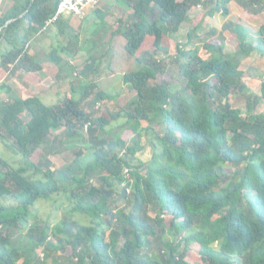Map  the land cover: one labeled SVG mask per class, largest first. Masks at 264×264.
<instances>
[{
  "label": "trees",
  "instance_id": "trees-1",
  "mask_svg": "<svg viewBox=\"0 0 264 264\" xmlns=\"http://www.w3.org/2000/svg\"><path fill=\"white\" fill-rule=\"evenodd\" d=\"M57 1L26 0L0 16V76L19 69L44 74L28 47ZM199 1L122 0L130 11L111 25V35L125 39L134 62L122 74L135 91L128 108L96 114L97 100L113 98L102 88L83 106L90 80H78L77 90L52 104L35 94L0 106V133L22 157L18 166L0 168V264H264V111L253 112L264 99V71L239 68L251 52L264 55V0H235L260 24L252 30L232 22L226 39L236 48L229 51L198 32L200 13L186 43L175 46L180 75L172 87L158 57L169 53L163 40ZM231 1L203 5L214 2L227 15ZM61 18L53 22L59 30H72ZM46 59L59 64L63 57L52 49ZM246 76L261 81V94L248 99L243 116L228 99ZM117 117L132 132L128 139L111 132ZM51 128L60 132L47 142ZM82 135L85 148L72 142ZM55 140L72 150L71 163L51 169L48 160L29 159L42 144L57 152ZM146 150L149 157L140 159ZM59 193L70 206L64 219L49 222L36 205ZM68 247V256L57 253Z\"/></svg>",
  "mask_w": 264,
  "mask_h": 264
},
{
  "label": "rangeland",
  "instance_id": "rangeland-1",
  "mask_svg": "<svg viewBox=\"0 0 264 264\" xmlns=\"http://www.w3.org/2000/svg\"><path fill=\"white\" fill-rule=\"evenodd\" d=\"M109 2L114 3L115 0H104V3L106 4ZM213 3L214 2L210 4L213 5ZM97 7L93 9H96ZM86 13L87 15L83 19H80V22L79 20H77V22H70L72 30H69L65 26L64 31L61 32L58 26L53 23L46 29H43V32H39L36 37L31 38L32 40L30 43H32L28 47V52L35 55L37 58L39 56L38 60L43 67L44 74L40 76L37 73L26 72L20 69L14 73L5 71L2 76H0V106L9 102L13 98H26L35 94L38 95L44 103L52 104L61 98L65 92H71L70 89L72 86L77 90L78 80H90L91 85L86 90L87 95L83 101V106L87 105L88 102H91L95 95L100 91V88H102L108 94L113 96V98H108L107 96L105 99L97 100L93 107L96 110V114H115L121 108H128V101L134 95L135 91L129 88L123 81L122 74L126 69L133 66L134 62L132 65L131 61L133 60L124 52L123 46L125 39L121 35H116L113 38L112 43H110L108 42L109 34H107L109 28L108 24H110L111 27V25L117 22L118 17L117 15L112 14L108 16L106 19H108L109 23L106 22L108 25V27H106V24L100 25L101 20L94 15V11L92 12L91 7L86 10ZM61 17V19H67L72 16L70 14H62ZM189 23H185L184 27H182V30L179 31L178 34H175V32L168 33L163 40V44L169 49V53L160 54L158 56L164 58L166 61V73L169 76L174 77L173 79H170L172 87H179L175 78L180 75L176 63L172 62L175 53V46L177 43H186L188 33L187 27L192 26ZM230 24L231 23L228 22V25ZM228 25H224L222 30ZM255 26L254 30L257 28L258 24L256 23ZM72 36L75 37L71 39ZM219 38L222 39L220 42L225 44V49L227 51L236 48V42L232 40L227 41L222 32L219 35ZM92 41H95L96 44L91 50H89L88 47ZM63 45L68 46L71 49L70 55H67L61 49ZM52 49H55V51L63 57L59 64H55V62L46 59L47 54ZM200 54L205 57V51H201ZM260 56L264 59V55ZM240 65L241 69L245 70L246 64L240 62L239 67ZM262 65L264 67V63L260 66ZM70 66H73V68L69 70ZM247 71L249 73L258 74L261 70L248 69ZM64 72L68 75V78L60 80L59 75L61 76ZM260 83L261 81L259 79L243 77L240 84L236 87V94L230 95L228 103L233 107L241 108L243 116H248V112L246 111L247 101L248 99L251 100L254 95L261 94ZM77 95L78 94L76 93V96ZM254 111H264V99L259 102L253 112ZM123 120L124 117L113 119L110 126L111 132H118L124 139H128L132 135V132L126 127L120 128V123H122ZM59 132L60 128H51L47 142H52V137ZM1 134L2 133H0V157L6 160L7 165H3L0 161V168L6 169L8 167L18 166L22 161V157L18 155L12 147L14 140ZM72 142L81 145L84 148L87 147L84 135L73 138ZM53 146L54 150L58 149L57 152L53 153L52 150L49 152L45 145L43 146L42 144L30 155L29 159L35 163H42L43 165L46 164L48 160L49 163L47 165L51 169H60L72 162L74 153L71 149H63L57 140L53 142ZM87 151L88 150H86V152ZM44 153H47V156L43 157ZM138 156L142 160H146L149 157L147 150ZM117 203L122 205L123 200L120 199ZM69 206L70 204L63 196V193H59L54 194L48 200H40L36 205V209L40 217L47 218V216H49L47 218L49 222H54L57 219H64L66 217L65 209L69 208ZM75 218L82 219V216L80 214H75ZM70 251L71 250L68 247L66 252L59 251L57 253L68 256ZM53 253L56 254L55 252Z\"/></svg>",
  "mask_w": 264,
  "mask_h": 264
},
{
  "label": "crops",
  "instance_id": "crops-1",
  "mask_svg": "<svg viewBox=\"0 0 264 264\" xmlns=\"http://www.w3.org/2000/svg\"><path fill=\"white\" fill-rule=\"evenodd\" d=\"M25 1L26 0H0V16L9 12L14 4L19 5V4L24 3ZM211 4L209 3L207 7H204L203 2H202L200 8L196 7V4L193 5L189 12V18L181 24V27L179 28L178 31L175 32V34H178L179 31L182 30V27H184L185 23L187 22L188 23L190 22L189 24L192 25L191 27H187V32L190 31L193 28V26L198 22L197 18L200 13H203L202 15L203 17H202V20L198 23V32L206 34L210 36V38H215L218 41L222 40L219 38V35L221 34V32L226 38L227 36L226 29L229 27L228 22L232 23V22L237 21L246 26H249L252 30H254V27H256L255 26L256 23L258 24V26L260 24L256 18L246 13V11L238 3L235 2V0H232L231 2H229L228 4L229 13L227 15L222 14L220 9L217 6H215V3H213V5ZM93 11H94V15L97 16L99 20H101L100 25L102 24L107 25L109 21L106 18L110 16L111 14L117 15V17H119L123 12L125 11L129 12L130 10L126 5H124L122 0H115L114 3L109 2L108 4L104 3V0H99V7H97L96 9L92 8V12ZM98 11L104 12L105 16L103 17V19L98 17ZM70 15L72 16L71 18L68 17L67 19H62L65 22H67L69 25H70V22H77V20H79L80 22V19H83L87 15V13L84 15L83 18H79L78 16L74 14H70ZM108 25H109L108 32H107V34H109L108 42L112 43L113 35H111L110 24ZM108 25L106 27H108ZM224 25H228V26L222 30V27ZM241 62L242 63L244 62L246 64L245 70H248V69L259 70L260 69L261 71L259 73L264 71L263 65L260 66L261 64L264 63V59L257 52H251V54ZM239 68L241 69V65ZM246 77H249V76H246ZM250 78L257 79L253 77H250Z\"/></svg>",
  "mask_w": 264,
  "mask_h": 264
},
{
  "label": "built area",
  "instance_id": "built-area-1",
  "mask_svg": "<svg viewBox=\"0 0 264 264\" xmlns=\"http://www.w3.org/2000/svg\"><path fill=\"white\" fill-rule=\"evenodd\" d=\"M204 0H200L196 7H201ZM99 4V0H58L54 14L46 19L43 28L50 26L55 22L62 14H74L79 18H83L86 14V10L89 7L94 8Z\"/></svg>",
  "mask_w": 264,
  "mask_h": 264
}]
</instances>
